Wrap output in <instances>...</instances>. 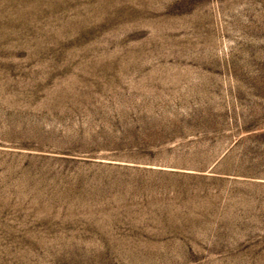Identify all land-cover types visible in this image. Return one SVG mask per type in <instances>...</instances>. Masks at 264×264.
<instances>
[{"label": "rangeland", "instance_id": "1", "mask_svg": "<svg viewBox=\"0 0 264 264\" xmlns=\"http://www.w3.org/2000/svg\"><path fill=\"white\" fill-rule=\"evenodd\" d=\"M0 264H264V0H0Z\"/></svg>", "mask_w": 264, "mask_h": 264}]
</instances>
